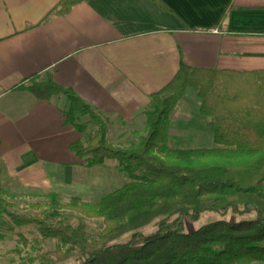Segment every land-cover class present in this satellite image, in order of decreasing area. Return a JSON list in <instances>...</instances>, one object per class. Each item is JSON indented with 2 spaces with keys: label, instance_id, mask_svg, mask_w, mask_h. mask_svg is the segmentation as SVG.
<instances>
[{
  "label": "crops",
  "instance_id": "1",
  "mask_svg": "<svg viewBox=\"0 0 264 264\" xmlns=\"http://www.w3.org/2000/svg\"><path fill=\"white\" fill-rule=\"evenodd\" d=\"M65 1L0 0V180L7 195L88 198L97 193L94 175H104L71 150L94 134L89 117H69L63 94L43 99L19 86L73 91L105 119L111 144L130 147L147 132L152 95L182 63L264 71V0H80L63 12ZM200 108L193 90L175 107L169 134H200L181 147L213 146Z\"/></svg>",
  "mask_w": 264,
  "mask_h": 264
},
{
  "label": "trees",
  "instance_id": "2",
  "mask_svg": "<svg viewBox=\"0 0 264 264\" xmlns=\"http://www.w3.org/2000/svg\"><path fill=\"white\" fill-rule=\"evenodd\" d=\"M79 1L66 0L63 12ZM16 89L43 99L65 95L68 116L82 112L95 127L89 143L72 144V152L87 158L88 167L117 161L130 180L96 204L81 205L79 197L64 204L61 196L51 194L49 204L27 206L46 211L43 217L10 212L17 205L8 200L0 180V220L9 219L13 227H34L43 239L54 237L59 243L56 250L45 251L35 240L38 264L64 263L75 251L85 256L79 264H264V71H219L182 63L172 82L152 95L147 132L130 147L109 143L105 119L73 91L48 83ZM189 90L198 93L200 113L210 120L214 148L168 146L172 114ZM72 208L103 220L97 237L88 235L85 224L74 228L55 221ZM230 213L255 219L225 221ZM204 216L221 219L186 231V222L198 223ZM157 220L155 231L141 232ZM12 226L6 228L13 231ZM21 241L29 245L26 238Z\"/></svg>",
  "mask_w": 264,
  "mask_h": 264
},
{
  "label": "rangeland",
  "instance_id": "3",
  "mask_svg": "<svg viewBox=\"0 0 264 264\" xmlns=\"http://www.w3.org/2000/svg\"><path fill=\"white\" fill-rule=\"evenodd\" d=\"M194 93H196V91H194ZM180 118L181 117H176L174 120H181ZM199 135L200 134L197 132H193L192 134L194 139H197ZM187 138L189 140H193L190 133H177L175 131L172 133L170 132L168 146L170 149H193L185 148L183 146L181 147L183 144L181 140H185ZM112 140L116 139L109 137L108 142L110 143ZM212 143L213 146L210 148H214V142ZM96 169L99 173H104V175H94V183L98 184L96 190L94 189L97 191V193L91 195L88 198H85L84 196H77L80 198L81 205L88 206L96 204L103 198L102 195L104 193L108 194L116 189H119L130 181L129 176L120 171L119 163L117 161H111V163L106 166H97ZM7 198L14 205H17V207L9 208L10 212L27 216L43 217V215L46 213V211L44 212L29 209L27 206L30 203H41L43 205H47L50 202V198L48 196H44L43 194H34V196L29 197H25L22 194H17L14 196H10L8 194ZM61 201L64 204H68L71 201V198L61 197ZM220 219V216H204L198 223L186 222V231L189 233L194 232L197 229L217 222ZM250 219H255V215L240 218L230 213L224 220L229 222H240L242 220ZM57 220L63 221L74 228L78 227L80 224H85L87 226V233L91 238L97 237L104 227L103 220L89 219L84 211L76 208L62 211L55 218V221ZM160 221L161 220H157L155 223L143 229L141 232L148 234L155 231ZM7 225L12 226V223H10L9 219L0 220V234L3 235V239L0 240V264H38L37 251L33 246L35 240H39L41 242L45 251H54L58 247L59 243L54 237H50L48 240H45L34 227L12 226L14 229L11 231L6 228ZM22 237L26 238L29 243L28 246L25 245L23 241H21ZM84 258L85 256L83 254H81L79 251H75L72 257L61 264H79L80 260Z\"/></svg>",
  "mask_w": 264,
  "mask_h": 264
}]
</instances>
